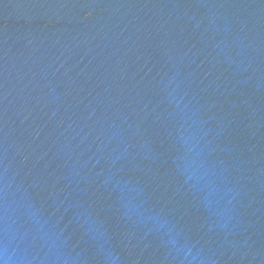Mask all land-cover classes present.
<instances>
[{"label":"water","instance_id":"95a60500","mask_svg":"<svg viewBox=\"0 0 264 264\" xmlns=\"http://www.w3.org/2000/svg\"><path fill=\"white\" fill-rule=\"evenodd\" d=\"M0 264H264V0H0Z\"/></svg>","mask_w":264,"mask_h":264}]
</instances>
